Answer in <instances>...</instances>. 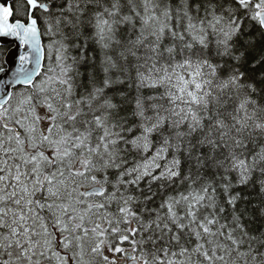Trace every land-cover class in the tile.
<instances>
[{"label": "snow or ice", "instance_id": "6c2138e0", "mask_svg": "<svg viewBox=\"0 0 264 264\" xmlns=\"http://www.w3.org/2000/svg\"><path fill=\"white\" fill-rule=\"evenodd\" d=\"M0 264H264V0L0 3Z\"/></svg>", "mask_w": 264, "mask_h": 264}, {"label": "water", "instance_id": "95a60500", "mask_svg": "<svg viewBox=\"0 0 264 264\" xmlns=\"http://www.w3.org/2000/svg\"><path fill=\"white\" fill-rule=\"evenodd\" d=\"M14 2H15V0H0V3H11V4H13ZM7 43L10 44L13 49H15L16 46H15V44H11L10 39L7 40ZM20 51H23V50L21 49Z\"/></svg>", "mask_w": 264, "mask_h": 264}, {"label": "trees", "instance_id": "16d2710c", "mask_svg": "<svg viewBox=\"0 0 264 264\" xmlns=\"http://www.w3.org/2000/svg\"><path fill=\"white\" fill-rule=\"evenodd\" d=\"M12 5H13V7H15V2Z\"/></svg>", "mask_w": 264, "mask_h": 264}]
</instances>
